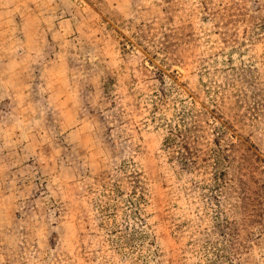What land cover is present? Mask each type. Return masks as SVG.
<instances>
[{
	"label": "rangeland",
	"instance_id": "374dc122",
	"mask_svg": "<svg viewBox=\"0 0 264 264\" xmlns=\"http://www.w3.org/2000/svg\"><path fill=\"white\" fill-rule=\"evenodd\" d=\"M0 264H264V0H0Z\"/></svg>",
	"mask_w": 264,
	"mask_h": 264
}]
</instances>
